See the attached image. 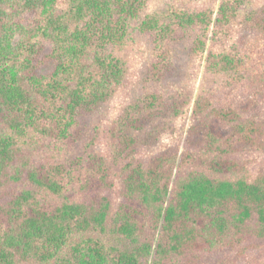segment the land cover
I'll list each match as a JSON object with an SVG mask.
<instances>
[{
	"label": "trees",
	"instance_id": "obj_1",
	"mask_svg": "<svg viewBox=\"0 0 264 264\" xmlns=\"http://www.w3.org/2000/svg\"><path fill=\"white\" fill-rule=\"evenodd\" d=\"M67 1L60 9L61 0H0V264H238L253 248L242 247L248 234L264 241V169L252 180L190 172L173 181L184 162L176 154L136 157L138 144L175 135L214 13L151 10L164 0ZM246 1L222 3L216 24L232 22ZM244 24L264 38V6ZM134 48L160 57L144 72L145 83L185 81L186 89L133 100L115 122L109 160L93 140L71 154L120 92ZM244 62L209 52L205 74L215 83ZM193 112L204 121L189 133L213 156L214 172H242L252 166L244 156L264 152L256 96L220 108L200 94ZM119 164L122 201L114 209L103 193ZM9 182L25 187L4 200Z\"/></svg>",
	"mask_w": 264,
	"mask_h": 264
},
{
	"label": "rangeland",
	"instance_id": "obj_2",
	"mask_svg": "<svg viewBox=\"0 0 264 264\" xmlns=\"http://www.w3.org/2000/svg\"><path fill=\"white\" fill-rule=\"evenodd\" d=\"M228 0H164L152 4L151 10L159 13L178 10H194L213 12V25L207 40L206 53L199 57L191 71L188 83L189 91L192 95V102L182 111L181 116L175 121V135L170 131L164 133L158 142L152 146L138 144L136 157L144 162H149L161 153L168 152L183 159L177 166L174 180L184 178L190 172L205 173L215 179H237L246 178L252 180L258 171L264 169V152L244 156L252 160V166L246 170L234 172L231 176L221 175L214 172L208 162L213 156H207L202 148L201 138L189 133L191 127L197 126L204 121L203 117L194 114L193 106L196 98L200 94L209 97L214 106L220 108H237L246 102L250 97L256 96L264 108V38L256 34L254 30L244 24L247 15L252 11H259L264 6V0H247L237 13L236 18L225 25L216 24L219 6ZM67 0H61L58 5L60 9L67 6ZM32 21L34 16H29ZM233 53L240 58H244V68L237 72L217 78L215 83L207 78L205 74V60L208 53ZM160 57L153 56L146 52H139L133 49L130 57L129 74L120 90L113 100L104 106L98 118L90 122L88 133L76 144L74 153L81 154L84 147L96 141V151L106 158L110 157V150L113 145L112 132L115 129V122L120 117L124 109L136 98L145 93H181L186 89L185 81L175 83L170 86L153 87L145 83V71L151 63L159 60ZM245 74L241 79L240 74ZM139 135V139H140ZM69 151V150H68ZM67 155L69 156L68 152ZM45 157V156H44ZM226 158V157H224ZM120 166L112 167L110 175L111 189L103 193L108 196L115 209L122 201L120 197L121 180L119 176ZM24 182V181H23ZM8 187L3 191L4 200H10L12 196L19 193L25 186L20 183L9 182ZM254 229V223H252ZM153 231L146 232V238H151ZM115 242L111 236H107V241ZM108 243V242H107ZM157 245V237L154 246ZM252 246L247 253L238 259V264H264V241H260L252 234H248L243 244V248Z\"/></svg>",
	"mask_w": 264,
	"mask_h": 264
}]
</instances>
